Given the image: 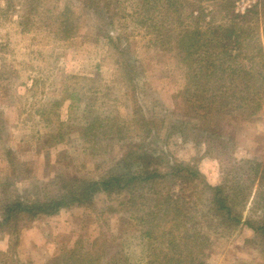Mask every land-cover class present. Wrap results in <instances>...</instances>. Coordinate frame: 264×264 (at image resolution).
<instances>
[{
  "label": "rangeland",
  "instance_id": "obj_1",
  "mask_svg": "<svg viewBox=\"0 0 264 264\" xmlns=\"http://www.w3.org/2000/svg\"><path fill=\"white\" fill-rule=\"evenodd\" d=\"M155 1L144 13L142 0H107L101 19L78 0L11 1L7 18L0 16V183L13 176L14 163L16 185L8 193L28 198L51 181L101 178L120 156L117 130L123 129V142L137 140L131 124L136 102L141 108L137 116L152 129L151 148L167 151L171 163L196 168L197 180L210 186L225 183L242 192L252 186L247 202L234 207L239 225L210 222L208 193L201 186L196 191L185 186L193 192L207 237L205 263L264 264V236L244 224H264V176L261 168L257 174L250 170L253 163L264 162V113L249 121L227 117L219 135L176 125L181 114L174 107L182 104L174 96L186 84L185 67L173 40L155 46L151 29L137 23L146 13L153 21L163 18L164 12L153 11ZM3 4L0 0V8ZM177 4L182 19L191 11L201 13L200 31H225L235 22L243 32L242 62L264 50V0L172 1ZM65 6L73 24L68 37L58 31ZM174 15L173 9L166 12L165 36L176 34ZM88 125L86 141L82 136ZM239 173H245L242 182ZM117 202L97 193L91 204L22 221L16 230L5 228L0 232V264H77L101 252L104 256L95 264H118L119 259L144 264L145 241Z\"/></svg>",
  "mask_w": 264,
  "mask_h": 264
},
{
  "label": "trees",
  "instance_id": "obj_2",
  "mask_svg": "<svg viewBox=\"0 0 264 264\" xmlns=\"http://www.w3.org/2000/svg\"><path fill=\"white\" fill-rule=\"evenodd\" d=\"M11 1L4 0L0 16L7 18ZM78 1L96 19L106 15L103 9L108 5L107 0ZM172 1L153 2L156 7L154 12H164L162 19L153 21L151 16L144 17L146 13L137 23L151 29L155 35V46L170 45L173 40L179 60L185 67L186 84L174 96L182 104L180 108L174 107V111L181 114L176 125L181 128L192 125L203 133L219 135L224 132L223 122L227 117L229 120L240 121L258 118L264 113V50L258 49L255 56H245V64V61H241L244 53L241 46L243 32L237 31L240 28L235 22L225 31H219V28L200 31L198 23L201 13L194 16L191 11L182 19L181 7L178 4L177 7L173 6ZM150 3V0H142L139 5L142 12H147ZM170 9L176 12V34L168 31L165 36L162 31L166 32L165 17ZM196 11L200 12V8H196ZM70 17V10L65 6L59 14L62 20L58 22V31L63 37H68L73 29ZM244 18L245 15L240 19L234 16L233 21H242ZM173 28L172 25L171 30ZM132 112L136 116L131 121L137 131L136 142H123L125 133L122 128L118 129L120 156L97 180L82 178L51 181L34 189L35 198L23 197L14 190L8 193V188L16 185L14 163L10 167L13 176H9L4 184L0 183L3 188L0 194V232L5 231V228L16 230L22 221L54 216L60 210L75 205L91 204L95 194L103 193L108 198L115 197L119 210L139 228L147 251L144 264H206L204 250L208 246L207 237L202 231V224L198 222L197 204L191 199L193 192L188 193L185 186L192 187L194 191L201 186L208 193L206 217L210 222L231 225L240 224V214H234V207L243 206L247 202L252 186L247 192H242L237 187L226 188L225 183L210 186L198 181L200 176L196 168L178 162L171 163L167 151L151 148L148 139L153 135L152 129L141 115L137 116L141 108L136 102ZM139 120H143L142 123ZM177 126L170 127L174 130ZM90 128L91 125H88L83 131L82 138L86 141ZM138 134L141 135L143 147L139 143ZM252 165L250 170L253 173L257 174L261 168V175L264 176V162L258 161ZM245 177V173L238 174L240 182ZM10 178L14 182H10ZM196 182L199 183L193 184ZM244 224L257 235L264 236L263 223L246 221ZM102 256V252L96 253L93 260L88 258L77 264H95ZM123 262L121 260L120 263L119 259L118 264Z\"/></svg>",
  "mask_w": 264,
  "mask_h": 264
}]
</instances>
